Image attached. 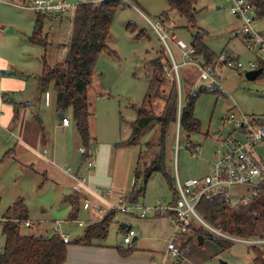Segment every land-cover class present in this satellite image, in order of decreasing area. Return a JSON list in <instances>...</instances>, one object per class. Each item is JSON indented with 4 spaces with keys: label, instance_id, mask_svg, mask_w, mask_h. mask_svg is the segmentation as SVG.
<instances>
[{
    "label": "rangeland",
    "instance_id": "374dc122",
    "mask_svg": "<svg viewBox=\"0 0 264 264\" xmlns=\"http://www.w3.org/2000/svg\"><path fill=\"white\" fill-rule=\"evenodd\" d=\"M31 1L0 0V25L3 26V31L0 33V54H8V57L12 56L11 58L22 64L20 69L30 80V86L38 79L44 60L51 67L64 60L65 54L59 48L62 46V49L68 53L73 27L72 15L52 16V20L55 21L46 20L43 26V36L47 35L48 40L47 47L32 43L29 37L35 28L37 13L31 8L21 7L24 4L30 6ZM123 1L110 29L111 39L108 41V46L111 51L103 52L97 58L95 73L89 86L88 94L93 112L90 127L91 133L97 138V141L91 145V150L97 153L96 147L104 149L109 146L111 152H114V160L119 156H125L124 159L132 156L133 160L138 159V166L143 170L145 164L149 163L162 148L160 123L154 121L151 126L143 129L136 144L125 145L121 142L131 136L132 123L148 93L152 95V102L145 103L144 108H150L154 115L163 111L164 101L154 96L156 88L150 84L152 62L159 58L162 61L165 81L160 84L161 89L167 92L171 76L176 77L183 102L188 92H198V72L191 64L181 65L178 70L175 68L168 47L148 20L156 22L161 14L168 12L170 10L168 0ZM229 4L227 0H195L194 25L186 17L174 11L173 21L172 19L169 21V27L175 30L178 38H182L187 43H192L193 37L201 34L204 42L216 53L224 49L240 54L245 61L254 59L253 54L248 52L240 41L242 38L238 34L241 32V24L228 10ZM133 26L136 27L135 32H132ZM256 27L264 31V16L257 17ZM10 28L13 30L8 32ZM141 32L142 34L138 36ZM168 43L177 60L181 61V54L175 42L169 39ZM169 60H172L173 65ZM184 66H190L185 71L189 77V84H186L182 78L185 74ZM9 69V71L15 70L12 65ZM222 81L225 92L203 91L197 99L195 115L202 123L201 133L188 136L181 130L177 139V124H171L166 136V165L172 176H175L176 168L182 179L202 177L211 173L220 146L217 139L234 133V122L229 119L232 112L237 116L243 114L254 117L264 116V75L249 80L245 74L226 69ZM49 89L53 91L52 85ZM43 107L42 115L46 119V129L53 135V129L48 127V121L49 118L53 121L59 118L55 95L51 105L47 107L43 103ZM64 113L70 119L73 117L71 109H67ZM60 136L62 135L58 137ZM256 149L264 155V144L257 146ZM89 158L92 159L93 155ZM76 160L90 170L87 161L83 160V155L77 154ZM68 166L70 172H73L75 169L73 164L68 162ZM4 168V163L0 164V218L4 217L7 208L15 199V191L9 189L12 187L24 193L29 207V217L35 221V225L31 228L22 227V233L49 235L53 233L51 231L55 220L61 222V231L69 233L71 240L77 239L84 233L89 225L85 210H81L77 220H71L69 218L71 204L59 200L60 190L51 180L44 179L42 183V175L33 170L28 171L30 175H20L14 170H11L10 174L5 173ZM17 184L21 185V189L16 186ZM165 198L166 201H171L173 190L167 179L161 173H156L149 180L145 194L139 197V201L150 204L158 200L163 201ZM43 209L45 212L42 211ZM80 220L87 223L81 226L78 222ZM199 228L203 230L205 227L196 224L195 228L188 230L186 234L187 242L183 245L188 247L189 251L185 258L171 257L167 260L168 264H221V261H227L228 264H256L252 246L256 245L264 251V243L246 244L224 240L210 231L214 237L227 241L232 246L221 249L208 238L200 245L194 234ZM260 228L261 232L250 237L264 238V225ZM121 238V233L111 223L106 239L117 242ZM3 243L2 235L0 246Z\"/></svg>",
    "mask_w": 264,
    "mask_h": 264
},
{
    "label": "trees",
    "instance_id": "16d2710c",
    "mask_svg": "<svg viewBox=\"0 0 264 264\" xmlns=\"http://www.w3.org/2000/svg\"><path fill=\"white\" fill-rule=\"evenodd\" d=\"M123 2V0L79 2L73 16L71 40L65 60L53 67L48 65L44 60L43 71L38 77L41 92L49 90V87L52 85L59 112H65L67 109L72 110L73 120L85 148L83 160H87L90 157L91 145L94 143L90 127L93 112L91 111L88 94L89 86L95 73L97 58L101 53L111 51L108 46V41L111 39L110 29L113 18L121 8ZM168 2L170 10L160 15L165 26H169L171 19L173 21L174 11L186 17L194 25L195 10L193 9V3L195 0H168ZM251 2L255 5L257 16L263 17L264 0H251ZM36 15V25L29 40L32 43L47 47L48 40L47 35L43 36V26L46 20L52 16L38 13ZM135 30L136 27L133 26L132 32H135ZM141 34L142 32L138 36ZM192 44L196 49L197 55L203 61L208 64L215 62L218 53L209 48L201 34L194 36ZM169 61H171V64L173 63L172 60ZM152 64L153 70L150 84L156 88L154 96L164 101L163 111L160 114L154 115L150 108H144L145 103L152 102V95L148 93L143 106L138 110L136 119L132 123L131 136L121 142V144L125 145L136 144L137 138L143 129L151 126L154 121L161 125V150L157 152L149 163L145 164L143 170L139 166L134 170V183L128 197V202L134 204L138 203L139 197L145 194L149 180L156 173H161L173 190L171 201L176 198L175 177L171 175L166 165V136L173 123L177 124L176 128L179 125L180 133L183 130L188 136L202 132V123L195 115V106L201 92L209 90L205 85H202L198 92H188L185 102H183L180 97L176 77L174 75L171 76L170 87L166 92L165 89H161L160 87V84L165 81L161 59L154 60ZM259 65L264 68L262 61H259ZM186 69L187 67L183 68L185 74L182 78L186 84H189V77L187 76V72H185ZM196 70L199 77V71L197 68ZM263 75L264 72L260 74V76ZM3 99L9 101L6 94L3 95ZM14 154V151L10 149L4 158H11ZM65 201H70L72 207L69 218L77 220L81 206L80 199L77 195H71ZM257 209L259 211H255ZM197 211L209 224L231 235L242 237L255 236L261 232L260 227L264 225V186L259 196L248 205H235L227 201L225 197L217 196L212 200L201 201L197 206ZM116 212L118 211H109L103 219L88 225L83 235L77 237L73 243L92 244L96 240L107 238ZM156 215L168 216L169 213L159 212ZM4 217L9 219H27V207L23 199L17 200L10 206ZM126 227L122 228L124 234L129 229H126ZM2 230L4 243L0 246V264H63L67 259L68 244L71 241L68 243L64 242L58 232L49 235L25 234L12 221L4 222ZM194 234L197 238L199 235H203L205 240L207 238L210 239L221 249L232 246L227 241L217 239L205 228L203 230L197 229ZM117 249L124 256L129 255L134 250L132 247L121 246H118ZM251 249L254 253L255 263L264 264V251L256 245H253Z\"/></svg>",
    "mask_w": 264,
    "mask_h": 264
},
{
    "label": "crops",
    "instance_id": "0c3cea01",
    "mask_svg": "<svg viewBox=\"0 0 264 264\" xmlns=\"http://www.w3.org/2000/svg\"><path fill=\"white\" fill-rule=\"evenodd\" d=\"M236 19L241 24L240 20ZM48 20L49 22L55 21L52 18ZM169 30L177 36L175 30L171 27H169ZM1 31H3L2 25H0V33ZM238 35L241 36L242 39L240 41L244 45L242 30ZM59 49L66 57L67 52L62 49V46ZM178 50L181 54V61L177 60L171 48L170 54L175 61L183 65L184 57L181 50L179 48ZM250 53L253 54V57L257 56L256 53ZM11 57H8V54H0V164L4 163L5 173L10 174L11 170H14L20 175H30L28 171L33 170L37 174L42 175V183L44 179L51 180L52 183L58 186L61 193L60 201H65L71 195H77L81 204L79 214L81 210H85L86 220L89 225L100 221L109 213V204H119L123 199L131 206L129 212L122 213L118 211L114 216L112 223L122 236L119 241L110 242L105 238L96 240L92 244H78L73 243L75 239L71 240L68 244L67 259L63 264H168V261H165L167 244L175 233V228L170 218L166 215H156V213H148L146 216L141 215L142 208L153 206L161 200L150 204L140 203V201L136 204L128 202L129 193L134 183V170L138 166V159L134 158L135 160H133L132 156L124 159L125 156H119L117 160H114V152H111L109 146H106L104 149L96 147L97 153H93L92 150L90 152L91 156L93 155L92 159L96 163L95 169L90 171L84 167L83 163L79 164L76 156L77 154L83 155L81 149L84 146L73 117L67 126H61V118H58V120L56 118L54 121L49 118L48 127L53 129V135L51 131H47L46 119L42 115L43 103L47 107L51 104L46 105L45 92L40 91L38 79L30 86V80L20 69L22 64ZM10 65L14 66V71H9ZM42 71L43 67L40 68V73ZM40 73L38 77L41 75ZM32 87L34 89H31ZM48 91L51 92L53 99L54 92L50 89ZM4 94L8 96L9 101L3 99ZM130 132L132 133V129ZM59 135L62 136L59 138ZM92 137L96 142L97 138L94 134H92ZM10 149L15 154L13 157L5 159L4 156ZM68 162L73 164L75 168L73 172H70ZM78 174L81 177H85L84 182H80L76 178ZM16 186L21 189L20 184ZM95 188L100 190L109 188L110 194L105 199H99L92 192ZM9 189L15 191V199L10 206L17 200L23 199L27 207V218L30 219L29 207L26 204L24 193L19 190L20 193L16 188L10 187ZM87 198L98 203L102 211L88 206L86 203ZM163 200L166 201L167 199ZM66 202L70 203V201ZM69 207L72 208L71 206ZM42 211L45 212V209ZM80 221H83L84 225L87 223L84 220ZM124 226L129 229H136L137 235L133 238L131 244L123 242L124 232H122V228ZM59 230L61 231L60 228ZM51 232H55L54 223ZM61 232L66 233L64 231ZM66 234L69 235V233ZM118 246L132 247L134 250L129 255L124 256L117 249Z\"/></svg>",
    "mask_w": 264,
    "mask_h": 264
},
{
    "label": "built area",
    "instance_id": "2783aa9c",
    "mask_svg": "<svg viewBox=\"0 0 264 264\" xmlns=\"http://www.w3.org/2000/svg\"><path fill=\"white\" fill-rule=\"evenodd\" d=\"M100 1V0H84ZM230 2L228 10L240 20L241 30L245 48L256 53L254 59L244 60L240 54L228 50H222L212 64L203 61L196 53L192 43H187L182 38L172 34L167 26L163 23L162 18L156 22H149L158 32L160 38L164 41L170 51L168 40L175 42V45L181 50L184 62L183 65L191 64L199 71V82L197 89L205 85L209 90H218L225 92L223 87L224 71L226 69L234 70L239 74H245L248 70L260 68L259 61L264 63V32L257 29V12L255 5L251 0H227ZM82 0H32L30 6L22 5L23 8H31L38 14L48 16H74L76 7ZM174 66L178 70L179 64L173 58ZM264 72V68L262 73ZM46 105L51 104L52 94L46 91L44 94ZM229 119L234 122V133H229L227 137H220L217 140L220 146L216 152V160L213 164L211 173L202 177H188L182 179L176 168L175 189L177 196L173 201H159L157 204L142 208V216L148 213H169L168 217L175 228L174 235L167 244V253L165 261L169 258H185L189 249L184 247L187 242L186 233L188 230L195 228L196 224H201L208 231L218 238L230 241H236L246 244L264 243V238H252L231 235L222 229L212 226L197 211L198 204L203 200H212L217 196H223L232 204L248 205L252 203L261 193L264 186V155L257 151V146L264 144V116L254 117L245 114L237 116L232 112ZM61 120V126L70 124L71 119L64 113ZM237 134V135H235ZM180 135V128H177V139ZM47 151V150H46ZM85 152V148L81 149ZM86 164L91 170L95 169L96 163L93 159H87ZM80 182L85 181L84 176L76 175ZM92 192L99 199H105L110 194L109 189L100 190L95 188ZM234 200V201H233ZM86 203L93 209L102 211L98 203L87 198ZM131 206L125 200L119 204H109V211H119L127 213ZM6 221L16 223L19 228H31L35 225L32 219H9L0 218V236L3 235V224ZM60 221L54 222V231L61 235L64 242L71 241L68 234L59 230ZM79 224L84 225L83 221ZM137 235L136 229H128L123 241L131 244L133 238Z\"/></svg>",
    "mask_w": 264,
    "mask_h": 264
},
{
    "label": "water",
    "instance_id": "95a60500",
    "mask_svg": "<svg viewBox=\"0 0 264 264\" xmlns=\"http://www.w3.org/2000/svg\"><path fill=\"white\" fill-rule=\"evenodd\" d=\"M13 28H10L8 30V32L12 31ZM263 71V68L260 67V68H257V69H253V70H248L245 75H246V78L249 79V80H255L256 78H258L260 76V74L262 73ZM64 115V112H59V118H62ZM198 240H199V244L202 245L204 244V236L203 235H199L198 237ZM221 264H228L227 261H221Z\"/></svg>",
    "mask_w": 264,
    "mask_h": 264
},
{
    "label": "bare ground",
    "instance_id": "6f19581e",
    "mask_svg": "<svg viewBox=\"0 0 264 264\" xmlns=\"http://www.w3.org/2000/svg\"><path fill=\"white\" fill-rule=\"evenodd\" d=\"M46 92V91H45ZM89 152V151H88ZM126 229H127V227H126ZM124 242V241H123Z\"/></svg>",
    "mask_w": 264,
    "mask_h": 264
}]
</instances>
